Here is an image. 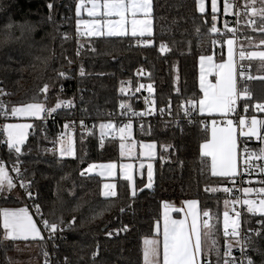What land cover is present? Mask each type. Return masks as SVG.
<instances>
[{"label":"trees","instance_id":"16d2710c","mask_svg":"<svg viewBox=\"0 0 264 264\" xmlns=\"http://www.w3.org/2000/svg\"><path fill=\"white\" fill-rule=\"evenodd\" d=\"M219 1L224 4L226 0ZM246 3L240 0L243 9ZM255 6L261 7L260 0ZM76 11L75 0H0V86L8 91V109L33 100L49 109L58 101L72 102L71 107L65 105L50 116L32 120L18 165L17 154L1 140L5 135L0 133V160L12 175L30 183L32 194L18 196L0 191V207L26 205L32 211L39 205L49 224L58 225L56 232L37 241L38 264H44V249L51 251L53 264H144L143 240L155 234L163 203L198 200L202 212L211 214L220 264L226 246L223 213L229 198L224 188L230 178L211 174L210 158L201 152L210 129L202 125L201 117H186L183 111L189 99L202 95L200 56L215 53L220 57L223 50L224 44L217 45L216 33L210 32L212 11L208 8L200 13L198 0H152L153 32L143 37L146 43L142 45H135V37L129 35H81ZM216 17L215 26L223 27L221 13ZM249 18V12H241L239 33L251 36V40H245L254 44H249L251 47L264 48V32L259 30L264 22L251 17L255 20L251 28ZM161 44L168 51L161 52ZM250 46L242 47L249 50ZM243 62L252 76L264 75L261 61ZM137 67L149 72L147 80L154 87L158 112L139 127L134 125L131 132L138 143L156 144L154 178L149 188L146 169L135 175L134 185L119 176L114 180L116 196L106 197L102 192L105 179L83 170L94 162L122 160L121 140L106 132L99 144L98 136L101 124L120 123V107L127 101L122 84L133 81ZM45 85L47 93L41 91ZM243 85L252 93L250 114L264 120V112L254 107L264 102V80L252 79ZM72 121L94 127L87 134L74 133L75 157H61L58 132L63 127L69 134L65 126ZM262 146L259 141L258 150ZM14 165L20 175L13 171ZM256 184L264 187V177ZM260 218L264 220V216L248 214L246 222ZM248 246H253L254 264H264V225ZM16 249V240L0 237V264H13ZM214 254L212 264H218Z\"/></svg>","mask_w":264,"mask_h":264},{"label":"snow or ice","instance_id":"6c2138e0","mask_svg":"<svg viewBox=\"0 0 264 264\" xmlns=\"http://www.w3.org/2000/svg\"><path fill=\"white\" fill-rule=\"evenodd\" d=\"M261 7L257 8L256 0H247L244 8L250 13V18L248 20L249 24H255V20L251 17H259L262 22H264V0H260ZM83 2L77 7V15L79 16L80 10L83 7ZM52 5H49L51 8ZM101 7L100 4L95 2L92 3L91 9L88 11L89 16L98 15L97 9ZM102 7L106 10L105 15L107 17L116 16L119 17L118 20L113 21L108 19L106 21H92L85 22L84 27L87 29V35L90 36H125L129 34V24L128 13L131 12L130 20V32L132 36H151L152 35V20L147 17L151 14L152 3L151 0H130V2H125V0H105ZM234 4L225 2L223 4V11L225 14L229 13L233 9ZM198 9L200 13L206 11L205 0H198ZM211 11L212 20L214 22L210 29L211 33H219V29L215 26V21L217 19L216 13L218 11L217 0H211ZM143 13L145 19H136L137 13ZM239 23V21H237ZM11 27V25H9ZM225 27L227 28V22H225ZM264 32V27L259 29ZM229 31L235 33L236 29H229ZM151 43L150 41L148 42ZM264 44V41H261ZM234 39H227V59H223V50H221V62L217 63L214 61L212 55L200 56V86L203 90V97L196 99H189L186 103L188 108L185 109V115L190 116L192 111L195 110L199 114L207 113L208 117L212 118L211 125V139L202 145V155L206 158L210 157V168L211 174L214 176H225V177H235L237 175V128L233 126V121L229 119L225 127H218L216 124V119L214 114H220L221 116H227L229 113H233L237 106V101L241 98L245 100L244 111L247 112L248 101L252 98V93L246 85L241 82L252 79L264 80V75L262 76H252L249 74L247 68L244 65H238L234 53ZM147 46V45H146ZM160 51H168L166 45H160ZM238 57L240 61L258 59L261 61V68L264 69V51H252L246 52L243 47L239 50ZM239 69V70H238ZM83 74V73H82ZM60 76H64V73H60ZM209 75H214L216 77V83L208 82L207 77ZM140 87H144L141 85ZM139 89H137L138 91ZM149 93L153 92L151 85L147 86ZM44 93L48 91V85H45L41 90ZM123 87L121 92H123ZM0 95H7L2 89H0ZM154 103V101H153ZM72 106L71 101H58L55 107L49 109L46 104L33 100L23 104L22 106H13L10 110L8 107L0 101V114L5 116L11 115L12 117H32L42 119L45 114L50 116L52 112L56 111L57 108L63 106ZM126 107L121 105V108ZM130 109V105L127 106ZM255 109L264 112V102H258L254 105ZM133 115H138V113H133ZM246 119H239L238 124L240 126L241 134L245 137H257L262 144H264V135L260 134L259 129H264V120H258L252 118L250 125L245 130V125H248ZM32 124L28 123H9L4 126L3 131L6 135V143L11 151L17 154V165L19 163L18 157L22 154V146L25 144L28 136V129L32 128ZM67 127V126H65ZM113 125L101 124L100 128L102 130L105 128H112ZM208 125L205 124V128ZM132 124H126L124 127L119 129L121 133V139L125 136H131ZM59 144V155L61 157L72 156L75 157V145L72 134H66L62 136L57 141ZM136 145L132 144L129 146V154L131 149L135 148ZM145 149L155 148L154 144L143 145ZM125 148L124 144H121V149ZM245 153H248L250 157L256 159L264 160V147L258 151H251L247 147L243 149ZM152 155L151 152L147 153ZM17 165L13 166V171L20 175V169ZM97 165H89L86 171H91L95 169ZM101 169H105L108 175H113L114 170L117 168L115 163H108L99 165ZM123 178L128 181H132V164H123ZM141 168L144 167L143 164L140 165ZM152 165H148V179L149 184L147 185L151 188L152 180ZM264 171V169H261ZM84 173H81L83 175ZM102 175L104 173H101ZM20 186L27 189L30 187V183L20 181ZM15 187L13 178L8 174L7 167L3 161H0V191L11 190ZM115 184H104V196H116ZM212 191H217L218 189L213 188ZM225 192L230 191L225 188ZM245 193L253 192L252 188H245L243 190ZM257 195L264 194V187L256 190ZM27 195L31 197V193L28 192ZM132 195H136L135 189L132 191ZM187 212L185 214L186 218L182 220L170 219L168 212L171 211H182L183 209H174L168 203L164 204L165 213L163 218V232H162V259H161V241L158 238L145 239L144 240V250H143V261L144 264H202L201 257H205L207 264H211L210 259H208L212 252L215 250L218 257L219 264V246L216 239L213 238V228L214 225L209 223L212 219L211 214L208 210L203 211L202 216L207 218L201 221V214L197 211L198 201L190 200L187 201ZM243 204L247 205V211L253 214H260L264 216V198L257 200L244 199ZM36 213L41 217V223L46 230H49L50 234L58 230V225L53 223L49 224L46 219H43V213L39 205H35ZM227 208V202H226ZM191 216L190 222L187 220V216ZM0 217H2V227L4 230V236L6 239L12 240H28V239H40L43 240L44 237L41 235V230L37 226L36 221L33 219L32 214L29 213L27 208L20 209H3L0 211ZM240 213L236 212L235 217H230L227 210L223 213V235L225 237L236 238V243L240 245V251L243 257L244 252L248 246V242L251 237L246 236L243 240L240 239ZM75 221L73 220V223ZM231 229V231H229ZM62 230V229H61ZM126 230V229H125ZM160 226L157 224V232L159 233ZM256 235H259L257 232ZM207 242V249L205 250V243ZM232 243L229 242L226 245V251L224 252L223 264H254L250 257H244L241 261H237L235 257L232 256ZM47 255V253H45ZM47 264V261H46Z\"/></svg>","mask_w":264,"mask_h":264},{"label":"built area","instance_id":"2783aa9c","mask_svg":"<svg viewBox=\"0 0 264 264\" xmlns=\"http://www.w3.org/2000/svg\"><path fill=\"white\" fill-rule=\"evenodd\" d=\"M75 2H76V5L78 6L81 4V2H83V4H86L88 1L87 0H75ZM225 2L234 4L232 13L228 15V19H230L229 24L232 26V29L233 28L236 29V32L233 33L229 31L227 28L218 27L219 33H216V38H215L216 44L217 45L223 44L225 41V38L231 35L234 37L237 43L240 42L241 40H251V36L242 37L239 33V26L241 24L240 15L242 11H246L245 8L243 9L241 7L240 0H226ZM237 21H239V23H237ZM253 26H254L253 24H249V27L252 28ZM133 42L135 45H142L146 43V39L135 37ZM240 49L241 47L240 45H238V48H237L238 65H244L247 68L249 74L251 75L248 65L245 64L243 61L239 60L238 53ZM148 75H149V72L146 68L137 67L135 70L133 81L125 80L123 82L122 87L124 91L122 93L127 98V101L123 103V105H125L126 107L124 108L120 107L121 121L118 124L120 127H124L126 124H129V123L132 124V128L134 125L139 127L145 119H148L149 117L155 115L158 112L155 106L154 87L147 80ZM246 81H242L241 83L244 84ZM141 85H144V87H140ZM148 85L152 86L153 88L152 93L148 92L147 90ZM0 89H2V86H0ZM137 89L139 90L137 91ZM2 90L4 93H7V95H0V101H2L3 104L7 106L8 91L4 89ZM243 100L244 99L241 98L237 101V106H236L235 111L233 113H229L230 115L227 118L215 117L216 124L222 125V126H226L227 121L231 119L233 121V124L237 127L238 133H239V155H240L239 172L234 178L230 179L227 189L230 190L228 191V197H229L228 199L230 201L229 212H230L231 217L234 218L236 215V212L240 213L239 219H240V239L241 240H243L246 236L251 237V238L253 236H258L256 235V233L257 232L260 233L264 225V220L262 218L254 222L250 221V223L247 224L246 217L248 214L252 216L259 215V214L249 213L247 211L248 206L242 203L244 199H253V200L258 201L259 199L264 198V194L257 195V192H256V190L263 187L256 183L259 179L264 177V171H261V169H264V160L250 157L248 153H245L243 151L245 147H247L251 151H258L257 143H259L260 141L257 137L249 138L241 134L238 120L243 118L249 122L248 125H245V130H247V127L250 125L251 119L257 117L255 115L250 114L249 107L247 108V112L244 111L245 105L242 104ZM135 104L137 105V107L134 106ZM128 105L131 106L130 109L127 107ZM188 107H189L188 104L185 103L184 109H183L184 114H185V109ZM256 111L258 112V110ZM133 113H138V115H133ZM159 114H161V111ZM185 116L186 117H192V116L201 117V123L204 127H205V124H207L209 128L212 125L211 117H205V116L202 117V115L197 113L195 110L192 111L190 116L188 115H185ZM12 118L13 117L11 115L5 116L3 114H0V133H4L3 128L6 122L11 120ZM67 127H68L69 133L71 134H74L75 132L87 134L92 129V127H94V125L89 124V123H82L79 121H72L67 124ZM66 134L67 132L65 131V128L63 127L60 128L58 132V136H57V141L59 140L60 137L65 136ZM260 134L264 135V129H260ZM105 137H106L105 131H103V134L102 132L99 133V136H98L99 144L103 142V139ZM1 140L6 141V137L2 136ZM262 147H264V144ZM12 177L14 181L17 183L18 189L21 193L27 194L28 192H30V187L25 189L20 186V179L18 178V176L12 175ZM245 188H252L253 192L245 193L243 191ZM32 212L35 218L37 219L39 226L41 227L43 231L44 237H49L50 233L48 230L44 228L43 224L41 223V217L40 215L36 213V209H33ZM43 219H46L48 221L47 218L43 217ZM204 219H207V218L202 216V221ZM209 223H210V220H209ZM229 231H231V229H229ZM222 237L225 239L226 245L229 242L232 243L233 247H232L231 254L233 257L236 258L238 262L241 261L244 257H250L252 261L254 262V258L252 257V254H251L253 252V246H247L246 251L244 252L243 257H242V254L240 251V245L236 243V238L225 237L223 235V229H222ZM224 250L226 251V246ZM45 253H47V255H45ZM52 260H53V255L51 251L49 249H44V264H46V261H47V264H53ZM223 260H221L220 264H223ZM210 262L212 264L211 260ZM205 264H207V261Z\"/></svg>","mask_w":264,"mask_h":264},{"label":"crops","instance_id":"0c3cea01","mask_svg":"<svg viewBox=\"0 0 264 264\" xmlns=\"http://www.w3.org/2000/svg\"><path fill=\"white\" fill-rule=\"evenodd\" d=\"M87 1L88 2L86 4H83L84 6L81 8L79 16L77 15V17H78V19H77V25L79 27V31L81 32V35H83L85 37H93V36H90V35H87L86 34L87 33V29L84 27V24L81 23V21L92 22V21L99 20V21L103 22V21H106L108 19H111L113 21H116V20L119 19V17H116V16L107 17L105 15L106 10L102 7V5L105 2V0H87ZM93 2H95L97 4H100L101 7L99 9H97L98 15H96V16H89L88 15V11H89V9H91ZM125 2L126 3L127 2H130V0H125ZM151 3H152V0H151ZM205 5H206V11L208 10V8L211 10V2L208 3L205 0ZM217 6H218L217 13H219V12L221 13V15H222V23L224 24L223 27L226 28L225 27V22H226V19H228V15H230L232 13V9L229 11V13L225 14L224 11H223V4H221V2L219 0H217ZM76 10H77V8H76ZM127 15H128V19H129V24L127 25V27L129 28V34L128 35L129 36H132L131 35V32H130V28H131L130 20L132 18L131 17V12H129ZM147 18L152 20V32H153V16H152V11H151V14ZM136 19H145V16H144V14L142 12L141 13H137ZM227 29L228 30L229 29H232V26L230 24H228V23H227ZM125 36H127V35H125ZM147 36L148 35H145V36H139L138 35V36H135V37L143 38V37H147ZM229 38L234 39V37L232 35L231 36H228V37L225 38V41L223 43L224 45L222 44L223 45V59L224 60L227 59V39H229ZM241 41L237 43L235 41V39H234L233 48H234V53H235V58L237 60V63H238V59H237V48H238V45H240V47H242V46L243 47H246V46L248 47L250 45H253L254 46V44L249 43L250 41H245V40L242 41V42ZM246 44H248V45H246ZM245 51L246 52L264 51V48H261V47H259V46L256 45L255 48L250 46V49L249 50L247 49ZM211 55L213 56L215 62H217V63L221 62V56L218 57L215 53H213ZM200 74H201V70H200V60H199V77H200ZM207 80H208V82L216 83V77L214 75H209L207 77ZM200 89H201V86H200ZM201 94H202L201 95V98H202L203 97V90L202 89H201ZM19 106H22V105H19ZM201 115L202 116H205V117H208V114L207 113H203ZM214 115H215V117H219V118H227L230 114H228L227 116H221L220 114H214ZM33 119H38V118H32V117H13L10 121H7L5 125H7L9 123H28V124H32L33 125V123H32V120ZM217 126L218 127H225V126H222V125H217ZM233 126L236 127L234 124H233ZM209 129H210V137H209V140H210L211 139V127ZM31 130H32V128H29L28 129V136H29ZM110 134L114 136L113 133H110ZM28 136H27V138H28ZM5 137H6V135H5ZM72 137L74 139V134H72ZM141 144L142 143H138V147H137V150H139L140 152H141ZM237 144H238V148H237V174H238V172H239V160H240V155H239V133H238V129H237ZM74 145H75V142H74ZM156 150H157V148H156ZM202 151L203 150H202V147H201V152ZM120 154H121V148H120ZM69 157H72V156H69ZM154 157L155 156H152L150 158H154ZM122 158L125 159L124 162L110 161V162H94V163H91L89 165L95 164V165H97V167L95 169L91 170V171H86L89 168V165H88L83 170V172L86 173V174H97V175H99V176H101L102 178L105 179L104 184H115V186H116V183H115L114 180L117 177H119V176L120 177H123V168L121 167V165L127 163L128 161L129 162H134L135 163V166H136V168H135V175H137V174L142 173V170H140V168H139L140 165L144 163V160L145 159H148V158L140 157L139 154L137 156H124ZM108 163H115L117 165V168L114 170V174L113 175H108L105 169H101L99 167V165L108 164ZM7 171H8V174L12 177V174L10 173V170L8 169V167H7ZM101 173H104V174L102 175ZM219 177L230 178V179L234 178V177H225V176H219ZM104 184H103V189H102V192L103 193L105 191ZM15 188L17 190L16 195L21 196V192L19 191L18 187H16V185H15ZM225 188H227V186ZM13 189H11V190H13ZM115 191H116V187H115ZM4 192L10 193L9 190H7L6 188H5ZM108 197H111V196H108ZM187 201H190V200H172V201H166V202H164L163 203L162 217H161V219L155 225V234L153 236L144 238V240L145 239H154V238L160 239V241H161V259H162V239H163V237H162V232H163V218H164V213H165L164 204L165 203H168L174 209H183L182 211H179V212H177V211H171V210H169V212H168V215H169L170 219L182 220V219H185L186 218L185 214L187 212V203H186ZM196 201H198V200H196ZM20 208H27L28 209L29 213L32 214L33 219L36 221L37 226L40 228L41 235L44 237L43 231H42L41 227L39 226V224L37 222V219L35 218L33 212L31 211V209L28 206L22 205V206H16V207H0V211H2L3 209H20ZM197 211L201 214V221H202V213L203 212L201 210L199 201H198ZM187 220L190 222V220H191V216L190 215L187 216ZM158 223H159V226H160L159 233L157 232V224ZM0 237H2L4 240H12V239H6L5 236H4V230H3V227H2V217H0ZM144 240H143V250H144V247H145ZM16 241H17V249H16V251L19 252V255L16 256V260L19 261L20 264H38V254H37L38 253V245L36 243H37V241H40V239H35V240H33V239H28V240L18 239ZM206 249H207V242L205 243V250ZM201 260H202V264H205L206 260H205V257L203 255L201 257ZM143 263H144V261H143Z\"/></svg>","mask_w":264,"mask_h":264},{"label":"rangeland","instance_id":"374dc122","mask_svg":"<svg viewBox=\"0 0 264 264\" xmlns=\"http://www.w3.org/2000/svg\"><path fill=\"white\" fill-rule=\"evenodd\" d=\"M76 8H77V5H76ZM256 119L263 120V119H260L258 117H256ZM109 123H111L113 125V127L112 128H105V129H103V131L107 132L108 134L113 133L115 137L119 138L121 140L120 148H121V144H124L125 145V148L123 150L121 149V154L120 155L122 157H124V156H137L139 154L140 157L148 158V159H145L144 160V163H143L144 167H143V169L141 167H139V168H140V170H142V172H143L144 169H146V174H147V179H148V171H149L148 165L149 164L152 165V168H151V172H152L151 185H152V181H153V178H154V162H153L152 158H150V157L155 156L156 153H157L156 144L154 142H142V144H141V152H140L139 150H137L138 142L136 140H134V138L132 136L133 135L132 132H131V136H125L124 139H121V133L119 132V129L121 127L119 125H117L115 122H109ZM109 123H107V124H109ZM100 131L102 132L101 128H100ZM259 132H260V129H259ZM132 144H135L136 147L133 148V149H131V153L129 154V146L132 145ZM145 144H154L155 145V148H153V149H145L143 147V145H145ZM58 149H59V144H58ZM149 152H151L152 155H148L147 153H149ZM66 157H69V156H66ZM124 161H125V159L122 158V160L120 162H124ZM125 164H132L133 165V168H132V176H133V179H132L131 183L134 185V183H135V168H136L135 163L128 161ZM13 181H14V179H13ZM14 183H15L16 187H18V185H17V183L15 181H14ZM148 184H149V179H148ZM9 192H10V194H15L16 195L17 190L14 187V189L11 190V191H9ZM226 202H227V208H226V203H225V210H227L229 212V204H230L229 199H227ZM229 215H230V212H229ZM230 217H231V215H230ZM224 252H225V250H224ZM214 253H216V251H213L212 254H211V256L208 258L212 262L214 261V259H212V258L215 257V254ZM18 255H19V252L18 251H14V253L12 254V258L11 259H14L13 264H20V262L16 260V256H18ZM43 257H44V250H43ZM223 258H224V253H223V257H222L221 260H223ZM221 260H220V262H221ZM38 261H39V259H38Z\"/></svg>","mask_w":264,"mask_h":264}]
</instances>
